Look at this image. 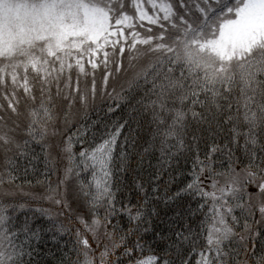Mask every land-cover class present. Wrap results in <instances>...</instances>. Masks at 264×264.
Listing matches in <instances>:
<instances>
[{
  "label": "snow or ice",
  "instance_id": "6c2138e0",
  "mask_svg": "<svg viewBox=\"0 0 264 264\" xmlns=\"http://www.w3.org/2000/svg\"><path fill=\"white\" fill-rule=\"evenodd\" d=\"M125 57L150 58L129 95L116 94L127 117L86 147L79 129L67 136L57 145L63 178L19 198L17 181L31 185L37 171L34 146L44 150L62 134L60 112L67 124L74 105L95 101L98 71L113 98L107 85ZM141 140L160 167L149 187L136 178L122 186L118 173ZM180 156L192 158L189 178L162 181ZM44 160L47 178L57 160L47 152ZM42 201L55 215L33 207ZM161 203L173 213L167 219ZM125 217L126 231L113 224ZM48 257L264 264V0H0V264H51Z\"/></svg>",
  "mask_w": 264,
  "mask_h": 264
},
{
  "label": "trees",
  "instance_id": "16d2710c",
  "mask_svg": "<svg viewBox=\"0 0 264 264\" xmlns=\"http://www.w3.org/2000/svg\"><path fill=\"white\" fill-rule=\"evenodd\" d=\"M150 62L149 57H141L139 59H131L129 57H125L123 62V67L119 73H115L114 76L109 80L107 85V93H111L113 98H109L108 95L103 94V80L101 72H97V96L95 101L90 102L87 107H82L79 103L74 105L72 109V116L69 119V122L66 124L64 121L63 112L59 113V119L57 120V127L62 133L61 135L50 137L49 144L50 147L41 150L39 146H34L36 153L39 155L40 159L36 161L37 171L35 173L30 169L29 175L26 178L31 181V185L26 183L24 180H18V184H22L23 187L19 191V198H24L25 194H31L39 197L46 191L47 180L52 181V186L55 187L56 183L63 178V169L66 167V160H60L57 156L59 152V148L57 145L61 144L63 140L67 138V136L77 133L79 129L80 132L84 133V145L88 146L89 144L98 143L105 131V125H111L113 121L120 120L122 117L126 118L130 109L125 105L124 101L120 99L116 94H120V96H128L129 95V84L131 81L137 77L138 74L142 73ZM142 83V79H141ZM115 89V92L113 90ZM117 104L121 106L119 108L116 107ZM112 106L114 111L109 112L108 108ZM147 135L144 136V139H147ZM143 144V140L139 142L135 149L129 147V164L130 168L127 172L118 173V180L122 186H129L133 178H136L138 181H142L145 184V187H149L150 182L152 181L151 174L158 170L160 167L159 153L149 152L148 154L144 153L143 147L140 145ZM82 145L80 143L75 144V151H80ZM203 147V145H201ZM50 153V158L57 160V168L54 172L49 174L46 178V173H48V168L45 166L44 156L45 153ZM165 171L161 176L162 181L169 180V174L175 175L177 180L186 181L188 177V173L192 168V158L189 157L185 159L180 156L176 161L172 162L171 168L167 165L164 166ZM183 172L184 176H180L179 173ZM37 180L42 183L37 184ZM172 191H175L176 184L171 186ZM150 190V188H149ZM159 195H164V190L161 188ZM118 198H123V194L121 192L117 193ZM133 202L135 203V193H132ZM192 206L195 207V201L192 202ZM33 207H43L45 209H50L53 215L57 212V209L50 205L46 201H42L38 204H34ZM75 207V205H74ZM161 208V217L163 219H167L169 216L173 215V213L164 208L163 203L160 205ZM60 220H64V217H59ZM119 220V224L121 228L126 231L128 228V223L126 217L124 219H114L113 224H116ZM43 222V221H41ZM67 224V221H65ZM155 224L164 228L165 225L160 222V220H156ZM71 227V226H70ZM119 235V233H118ZM132 239V238H130ZM255 250L256 254H260L261 251V237H255ZM69 240V237L65 235L61 240V244L63 245L66 241ZM95 247V245H93ZM251 247V243L249 245ZM47 247L51 248L52 245L49 243ZM46 249H42L41 255L44 254ZM55 251V249H53ZM119 250L117 251V255H119ZM98 255V253H97ZM58 256V254H57ZM51 261V264H55V259L52 257H48ZM115 259V257H113ZM127 264V261H125Z\"/></svg>",
  "mask_w": 264,
  "mask_h": 264
}]
</instances>
